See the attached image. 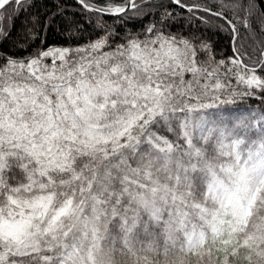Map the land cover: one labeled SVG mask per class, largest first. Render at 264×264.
<instances>
[{
  "label": "snow or ice",
  "instance_id": "snow-or-ice-1",
  "mask_svg": "<svg viewBox=\"0 0 264 264\" xmlns=\"http://www.w3.org/2000/svg\"><path fill=\"white\" fill-rule=\"evenodd\" d=\"M203 11L230 29L227 60L155 23L0 55V264H264V109L237 102L264 103V78L236 23L264 31V0Z\"/></svg>",
  "mask_w": 264,
  "mask_h": 264
},
{
  "label": "trees",
  "instance_id": "trees-1",
  "mask_svg": "<svg viewBox=\"0 0 264 264\" xmlns=\"http://www.w3.org/2000/svg\"><path fill=\"white\" fill-rule=\"evenodd\" d=\"M127 0H85L94 7L108 5H125ZM137 9H127L122 14L99 13L85 8L78 0H22L18 6L11 3L3 10L4 31L7 35H0V55L26 58L39 50L49 46L76 47L87 44L105 35L107 31L117 34L116 42H120L127 33H142L149 24L164 27L166 32L195 38L212 45L216 60H227L233 55L232 34L228 25L210 13L203 11L210 8L213 12L220 10V0H181V4L192 7H181L174 0H135ZM165 13H170L161 25ZM203 18V19H201ZM229 18H232L229 13ZM204 21H207L205 23ZM237 28L240 36L237 47L246 52L245 63L249 67H256V74L264 78V71L259 67L264 52V31H261L259 17L254 18V30L249 32L239 22ZM200 59H204L201 54ZM233 86L236 81L233 78ZM244 91L243 86L238 88ZM254 95L237 97L241 108L254 110L264 109L260 99V90L254 89Z\"/></svg>",
  "mask_w": 264,
  "mask_h": 264
},
{
  "label": "water",
  "instance_id": "water-1",
  "mask_svg": "<svg viewBox=\"0 0 264 264\" xmlns=\"http://www.w3.org/2000/svg\"><path fill=\"white\" fill-rule=\"evenodd\" d=\"M78 1L80 2V0H78ZM129 8H130V7H129ZM129 8H128V9H129Z\"/></svg>",
  "mask_w": 264,
  "mask_h": 264
}]
</instances>
